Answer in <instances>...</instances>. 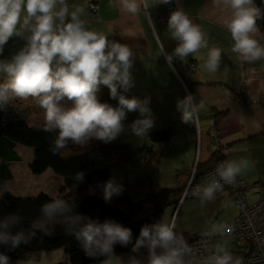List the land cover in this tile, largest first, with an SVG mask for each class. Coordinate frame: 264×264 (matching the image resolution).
Instances as JSON below:
<instances>
[{"label":"clouds","instance_id":"clouds-1","mask_svg":"<svg viewBox=\"0 0 264 264\" xmlns=\"http://www.w3.org/2000/svg\"><path fill=\"white\" fill-rule=\"evenodd\" d=\"M118 3L132 15L141 7L140 0H118ZM159 3L168 4L171 0H159ZM213 4L229 13L226 27L234 41L232 52L246 62L264 60V44L257 39V21L264 18V11L254 0H213ZM84 12L82 5L70 8L67 0H0V55L11 38L26 40L24 47L10 60H0V72L7 76L0 84V111H5L15 99H35L45 110L44 130L57 133L54 151L65 149L69 142L84 145L92 139L105 143L113 141L124 131L123 121L128 112L140 114L141 118L130 125L131 132L138 138L147 136L154 127L147 98L143 101L126 98L118 92V88L127 92L134 86L130 71L133 51L129 46L110 41L105 34L87 28V22L82 18ZM167 29L171 38L178 42L171 54L161 46L160 55H164L169 64L174 57L184 60L208 48L206 34L182 9L170 14ZM220 64L221 50L209 49L204 64L206 71L215 73ZM101 85L109 88L110 98L118 100L116 107L100 102L97 93ZM64 101H71L72 106L65 108ZM201 107L191 95L177 104L184 123L192 121ZM247 167V161L243 160L220 164L209 182L197 189L201 202L213 201L215 194L223 188L221 181L234 183ZM84 178L83 172H77L74 177L77 182H83ZM102 187L106 202L123 190L115 178L104 182ZM5 191L6 185L0 188V198ZM21 221L19 213L0 219V244L16 248L31 240L35 231H12ZM54 222L62 223L90 257H111L115 244L128 246L132 243L130 228L112 220L101 223L74 214L72 205L66 200L42 204L36 230L47 234L48 227ZM174 229V223L164 222L142 226L132 244V252L138 253L145 248L147 264H190L187 258L191 249ZM219 252L205 258L202 264H242L224 248ZM0 264H9V257L0 253ZM129 264H142V261L133 256Z\"/></svg>","mask_w":264,"mask_h":264},{"label":"crops","instance_id":"crops-1","mask_svg":"<svg viewBox=\"0 0 264 264\" xmlns=\"http://www.w3.org/2000/svg\"><path fill=\"white\" fill-rule=\"evenodd\" d=\"M93 1L99 7L96 12L88 9L87 0H67V3L70 8L84 7L82 18L86 20L87 28L103 33L110 41L125 44L133 51L134 62L130 71L134 86L127 92L118 88V92L126 98L135 97L142 101L147 98L150 101L148 107L154 119L151 131L158 129L161 123H168L173 130L171 147L160 162L168 164L171 160L170 165L175 166L172 173L176 176V185L156 189L151 184V189L185 184L187 173L177 177V171L183 167H187L190 173L195 170L202 173L219 160H243L247 161L248 167L237 178L251 186L245 193L246 202H256L264 191V60L250 63L232 52L234 41L226 27L229 13L214 6L213 0H171L176 9H182L206 34L208 48L184 60L174 57L169 64L165 56L160 55L161 46L171 54L178 42L171 38L167 22L157 19L163 9L159 0H140L141 7L135 15L125 12L118 0ZM12 39L4 50L10 48ZM257 39L264 44L260 31ZM213 47L221 50V64L215 73H209L204 64L209 49ZM188 63L196 65L194 71L183 69L182 64ZM241 89L242 98L237 102ZM189 95L202 107L192 121L184 123L177 104ZM66 102L72 106L71 101ZM105 103L116 107L118 100L109 98ZM139 118L138 111L128 112L123 121L124 131L120 134L137 145L147 142L151 132L147 135L148 140L147 136L141 139L128 132L132 122ZM216 131L221 143L219 148L214 138ZM154 177L159 180V173ZM163 177H167L166 171ZM236 214L227 192L215 194L213 201L203 203L198 194L197 198L168 209L163 222L174 223V231L183 239L202 234L213 240L215 228L226 225ZM141 251L146 249L141 248ZM119 255L113 259L128 255L130 261V254Z\"/></svg>","mask_w":264,"mask_h":264},{"label":"trees","instance_id":"trees-1","mask_svg":"<svg viewBox=\"0 0 264 264\" xmlns=\"http://www.w3.org/2000/svg\"><path fill=\"white\" fill-rule=\"evenodd\" d=\"M255 5L264 11V0H254ZM261 38L264 42V18L257 21ZM100 102L105 103L110 98V90L101 85L97 93ZM45 110L40 105L34 104L32 100L15 99L11 101L5 111H0V188L7 186L12 179L9 165L19 162L20 156L15 148L17 145L35 148L39 150H51L56 156L57 165H67L71 169L51 176L48 189L33 197H14L7 188L3 197L0 198V219L19 213L22 217L21 224L14 228L15 232L23 229L25 232L35 231V235L28 243H22L16 248L0 244V253L9 259H21L33 261L39 258L42 252L64 249L68 264H101L116 255L132 252V244L139 236L144 225L163 222L164 213L176 207L179 203L181 193L191 174L186 168L177 171V177L187 173L186 183H179L175 188L151 189V179L158 171L160 158L169 151L173 130L168 123H161L158 129L149 133L148 145L142 148L134 147L122 140L120 136L109 143L92 139L87 144L77 145L69 142L65 149L54 151L53 142L57 136L56 132L44 130L45 124H34L30 118L35 115L44 114ZM154 145L159 147L155 152ZM142 150V151H141ZM214 155H217L214 154ZM213 155V156H214ZM135 156H138L135 159ZM134 160H142L145 166L147 182L150 185L146 199L134 201L130 193L114 195L110 201L103 198V184L110 178V169L115 165L131 163ZM221 161V160H219ZM83 165V168L78 166ZM77 172L85 173L83 182H77L74 177ZM198 178L201 173L195 170ZM135 188L136 186H131ZM56 199L66 200L73 207V213L82 214L92 220L103 223L112 220L132 231V243L128 246L115 244L111 257H90L85 254L81 243L72 234L66 231L60 222H54L48 227L47 234L36 230V221L40 218L41 205ZM199 239H210L202 234L187 236L184 241L188 244ZM224 249L239 258L242 262L244 252L238 246L237 250L224 246ZM133 253V252H132ZM147 250L141 249L134 256L147 264Z\"/></svg>","mask_w":264,"mask_h":264},{"label":"rangeland","instance_id":"rangeland-1","mask_svg":"<svg viewBox=\"0 0 264 264\" xmlns=\"http://www.w3.org/2000/svg\"><path fill=\"white\" fill-rule=\"evenodd\" d=\"M25 43V39L20 37H13L12 42L10 43V48L4 50L3 56L0 55V60H10L14 54H16L22 47H24ZM6 80V74L0 72V84L4 83ZM26 100H32L34 104L39 105V103L31 97ZM69 104L70 102H63V106L65 108H68ZM30 122L34 124H45V113L32 116L30 118ZM120 137L124 142L131 144L134 147L142 148L144 145L149 144L147 141L144 142L145 144L141 142V144L137 145L121 135ZM148 146H150V144ZM153 149L156 153H158V146L154 145ZM15 150L20 156L21 160L19 162H12L9 165L12 179L7 183V188L14 197H33L38 193L48 189V183L51 182V176L71 169L67 165H57L56 156L51 150H39L21 145H17ZM164 155H166V153ZM162 158H160V160H162ZM160 160L158 163V171L155 174L157 175L159 173V180L156 179L157 177H152L151 184L156 189L162 187H173L174 185H176L177 180L174 172L172 173L175 166L170 165L169 162H171V160L168 161V164L172 168H170L168 164H161ZM77 164L78 166L83 168V165H80L79 162H77ZM165 171L167 172V177L164 178L163 173ZM192 173L193 172H191V174ZM110 178H115L116 183L122 185L123 190L120 195L125 194L129 191L128 193H130L131 198H133L134 201L144 202V199H146V195L148 193L150 185L147 182L145 166L142 160H134L131 163L115 165L111 167ZM133 185H135L136 187L132 188L131 186ZM217 227L215 228L217 231L212 234V236H214V255L220 254L219 250L221 248H224V246H229L230 248L237 250L239 242L241 241L238 236L228 235L225 224L223 226L219 225ZM121 254H130L131 257L134 256V253L132 252ZM9 264H68V257L64 249H55L42 252L39 258L33 261L21 260L16 258L9 259ZM101 264H129V257L127 255V257L125 258H112Z\"/></svg>","mask_w":264,"mask_h":264},{"label":"built area","instance_id":"built-area-1","mask_svg":"<svg viewBox=\"0 0 264 264\" xmlns=\"http://www.w3.org/2000/svg\"><path fill=\"white\" fill-rule=\"evenodd\" d=\"M87 7L92 12H96L99 8L93 0H87ZM175 10L177 9L172 1L171 3L163 4V9L157 15V19L162 23H166L170 14ZM182 67L185 70L194 71L196 65L188 63L186 65L182 64ZM242 92L243 89H241L240 96L236 99L237 102L241 101ZM217 136L216 131L214 138L219 148L221 143ZM137 158L138 156H135V159ZM222 163L224 162H217L212 168L202 172L198 178L195 171H193L181 193L178 205L185 200L197 198L199 194L197 189L209 182V178L213 176L216 168ZM221 183L223 188L216 194L227 192L229 202L235 207L237 212L236 216L226 224V228L231 229V231H227L228 235H236L241 240L238 246L245 255L242 264H264V191L256 202L248 204L245 193L251 186L245 181L236 178L232 184H224L223 181ZM188 246L191 249L190 256L187 258L190 264H202L205 258L214 255L215 247L211 239L195 240L188 243Z\"/></svg>","mask_w":264,"mask_h":264}]
</instances>
